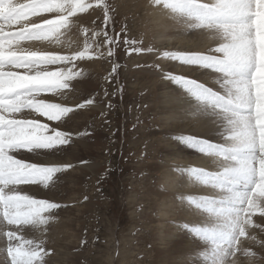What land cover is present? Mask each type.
Returning <instances> with one entry per match:
<instances>
[{"label": "rangeland", "instance_id": "rangeland-1", "mask_svg": "<svg viewBox=\"0 0 264 264\" xmlns=\"http://www.w3.org/2000/svg\"><path fill=\"white\" fill-rule=\"evenodd\" d=\"M0 1V264H264V0Z\"/></svg>", "mask_w": 264, "mask_h": 264}, {"label": "snow or ice", "instance_id": "snow-or-ice-1", "mask_svg": "<svg viewBox=\"0 0 264 264\" xmlns=\"http://www.w3.org/2000/svg\"><path fill=\"white\" fill-rule=\"evenodd\" d=\"M113 17L111 15H106L104 25L107 26L112 22ZM124 31V29H122ZM106 37L108 36V33L105 31ZM124 45H126L131 52H136V53H142V52H149L148 48H144L140 46L139 41L137 40H132V39H124L123 41ZM107 44L108 45H117V41L114 39H107ZM118 46V45H117ZM115 55V51L113 47H109V52L108 56L112 57ZM117 68V65H113V73H115ZM85 74H83L81 77H83ZM80 77V78H81ZM105 95H108L107 92H105ZM86 104L92 105L94 103V99H87L85 101ZM61 131V130H58ZM73 143V135L71 132H66L63 135L62 139H58L57 142L53 145L50 146V148L45 149L46 152H52L54 150H59L61 152H66L67 149L64 148L63 146L66 145H71ZM28 163V162H26ZM41 167L43 169L41 175L39 176L38 180L36 181L37 185H42L44 188H48L51 183H53V178L57 173L63 172L67 170L68 168L72 167L71 164H63V165H58V164H49V163H42ZM46 204L50 210V212H53L54 210H57L61 207V204L46 200ZM51 222V219L46 220L45 224H48ZM39 248V246H37ZM52 255V252L48 250V248L44 249V252L40 253L41 260L37 261L36 264H48V257Z\"/></svg>", "mask_w": 264, "mask_h": 264}]
</instances>
